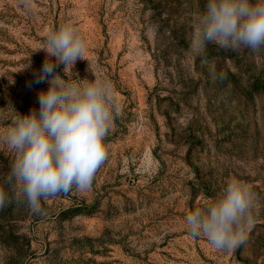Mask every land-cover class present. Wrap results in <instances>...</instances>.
Returning a JSON list of instances; mask_svg holds the SVG:
<instances>
[{"label":"rangeland","instance_id":"rangeland-1","mask_svg":"<svg viewBox=\"0 0 264 264\" xmlns=\"http://www.w3.org/2000/svg\"><path fill=\"white\" fill-rule=\"evenodd\" d=\"M206 3L0 0V133L16 111L39 110L49 85L36 82L45 53L35 50L65 22L86 42L65 78L110 80L116 104L90 190L43 200L40 214L0 210V264H264V47L194 53ZM13 159L0 144V174ZM231 178L255 193L253 223L244 243L216 250L184 217Z\"/></svg>","mask_w":264,"mask_h":264},{"label":"clouds","instance_id":"clouds-1","mask_svg":"<svg viewBox=\"0 0 264 264\" xmlns=\"http://www.w3.org/2000/svg\"><path fill=\"white\" fill-rule=\"evenodd\" d=\"M19 3L32 7V0ZM208 43L258 52L264 47V0H207L196 19L192 51L200 54ZM38 51L45 60L34 74L36 82L49 86L38 93V111H16L0 133V144L14 154L8 172L0 174V210L15 203L40 214L43 200L73 189L86 192L108 158L106 138L116 109L112 82L65 78L77 60H86L81 31L65 22L47 32ZM61 64L65 75L56 72ZM254 200L250 185L231 178L212 202L186 214L184 225L190 237H203L216 250H232L246 240Z\"/></svg>","mask_w":264,"mask_h":264}]
</instances>
